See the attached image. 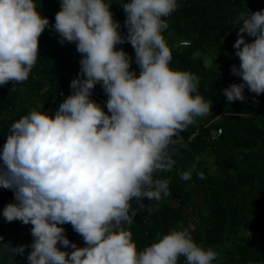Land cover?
Returning a JSON list of instances; mask_svg holds the SVG:
<instances>
[{
    "label": "clouds",
    "instance_id": "clouds-1",
    "mask_svg": "<svg viewBox=\"0 0 264 264\" xmlns=\"http://www.w3.org/2000/svg\"><path fill=\"white\" fill-rule=\"evenodd\" d=\"M112 2L61 0L53 25L37 0H0V85L29 78L46 27L83 53L73 91L54 113L33 108L11 124L0 149V186L15 199L3 215L33 225L29 264H213L218 251L197 243L190 226L173 227L144 248L133 238L132 200L143 205L170 193L169 178L159 173L177 162L171 146L196 117L211 113L212 100L200 93L198 74L171 64L164 30L179 0H123L126 33ZM237 20L240 64L232 72L243 79L223 89L229 102L245 99V87L264 92V9L241 11ZM124 41L134 46L139 74L132 55L117 47ZM98 82L107 111L92 95ZM67 222L83 246L70 240ZM26 247L11 250L23 254Z\"/></svg>",
    "mask_w": 264,
    "mask_h": 264
},
{
    "label": "trees",
    "instance_id": "trees-1",
    "mask_svg": "<svg viewBox=\"0 0 264 264\" xmlns=\"http://www.w3.org/2000/svg\"><path fill=\"white\" fill-rule=\"evenodd\" d=\"M116 1L118 3V0H113L112 3ZM180 1L184 5H180L166 17L168 28L164 30V35L168 42V32L171 29L179 32L185 28L190 44H169L173 53L171 64L175 68L190 70L199 75L200 93L212 100L211 113L196 117L180 133L182 141L171 146L177 162L173 169L159 173L170 180V193L158 201L160 207L147 210L145 202L139 207L132 204L138 209L135 221L130 226L133 238L138 248L149 245L157 239L158 224L171 225L180 221L185 207L197 209L199 192L208 211L205 226L201 230L199 226L196 227V234L193 233L196 242L203 245L205 239L202 232L213 234L220 229L231 242L225 250L231 255L233 264H249L250 260L264 261V241L257 234L254 224L255 218L261 216L264 209V92L257 94L245 87L255 98L260 99L263 106L249 99L227 100L223 89L243 79L241 75L232 72V65L240 64L234 44L235 32L239 33L238 23L242 21L237 20L239 13H216L234 5L250 6L252 0ZM37 2L41 5L42 13L49 17L50 24L54 25L61 0ZM110 7L115 18L120 21L121 31L126 33L124 8L114 4ZM243 35L248 40L253 39L246 31ZM203 45L220 50L219 69L207 71L203 60L195 56V52ZM117 47H123L132 55L131 67L139 74L141 69L135 61L132 43L124 41L117 44ZM39 49L37 62L27 80H9L0 85V149L16 119L33 108L43 110V106L54 113L64 96L73 91L71 80L80 74L82 56L76 42H61L60 33L54 26L46 27L41 33ZM92 95L107 111V106L102 101H107V93L101 82L95 85ZM213 127L222 128V134L214 142L207 139L209 130ZM205 151L215 155L217 163L229 158V174L212 172L203 157ZM256 155H259L258 160H255ZM188 170H191V176L183 177L182 172ZM244 186H248V189L243 190ZM14 199L13 189L0 186V234L4 235V240L0 243L6 246L3 251L0 250V264H29L27 255L32 250L33 225L23 223L20 219L8 221L3 215L4 206ZM64 227L70 240L75 241L78 246L86 243L71 222L65 223ZM245 230H249L250 235L244 236ZM19 244H27L28 247L23 254L14 255L11 249Z\"/></svg>",
    "mask_w": 264,
    "mask_h": 264
},
{
    "label": "rangeland",
    "instance_id": "rangeland-1",
    "mask_svg": "<svg viewBox=\"0 0 264 264\" xmlns=\"http://www.w3.org/2000/svg\"><path fill=\"white\" fill-rule=\"evenodd\" d=\"M113 4L117 5V7H120V8L122 7L119 0H118V3L116 1L115 3H112L111 6ZM182 32L183 33L180 34L179 36L177 34H174V35L171 34L170 37H168V41H169L168 43L173 44V46L179 45V41L182 39H185V35H186V32L183 29H182ZM80 54L81 56L83 55V53L81 52ZM199 54L202 55L200 51H197L195 55L197 56ZM207 58L209 57L204 58L205 61L207 60ZM262 155H263L262 157L264 158V154ZM203 157H205L207 164L209 165L210 170L212 172L216 174L228 175V173L231 171L230 167L228 166L229 158H225L224 162L222 163H217L216 156L211 154L209 151H205L203 153ZM258 157L259 155H256L255 160H258L257 159ZM247 189H248V186L243 187V190H247ZM197 200L199 202L197 209H191L190 207H185L183 210V217L180 221L173 222V224L171 225H166L165 223L158 224L157 227L159 228V234L157 235V238H159V236H161L162 234L167 233L171 228L178 227V226H190L194 234H196V230H197L196 227L199 226L201 230L205 226V223H204L205 216H206L208 209L205 206V204L202 202L201 195L199 192H197ZM144 202L146 203L147 210H150L151 208L156 210L160 207L159 202L155 200L149 201L148 198H145ZM132 204L136 205L135 207H139L141 205L135 198L132 200ZM261 214H262L261 216H258L255 218L254 224L257 228V232H258L257 234L260 235L262 240L264 241V209L262 210ZM202 233H203L202 236L205 239L203 246H212L218 251V256L214 259L213 264H233L231 261L232 260L231 255L228 254L225 250L226 247H228L231 242L229 241L227 236L224 235V232L218 229L217 232L213 234H209L206 232H202ZM243 234L244 236L250 235V231L245 230ZM5 248L6 246L0 243V250L3 251ZM180 259L181 261H183L186 258L181 256Z\"/></svg>",
    "mask_w": 264,
    "mask_h": 264
},
{
    "label": "crops",
    "instance_id": "crops-1",
    "mask_svg": "<svg viewBox=\"0 0 264 264\" xmlns=\"http://www.w3.org/2000/svg\"><path fill=\"white\" fill-rule=\"evenodd\" d=\"M179 3H180L181 6L184 5V3L182 1H180ZM251 3L252 4L250 6H247V5H244V4L234 5L232 7H227L223 11H216V13H219V12L239 13V12L245 11V10L250 12L251 10L255 11L257 9H264V0H252ZM183 30L186 32L185 28H183ZM182 33H183L182 30L177 32L175 29H171L168 32V36L170 37L171 34L172 35L177 34L179 36ZM238 35H239V33L235 32V39L236 40L238 39ZM251 37H253V36H251ZM185 39H188L186 37V35H185ZM253 39H255V37H253ZM197 51H200V53H202V55L199 54V55H197V56L195 55V56L196 57H200L203 60V63L205 65V67L207 68V71L210 72V71H213V70H216V69L220 68L221 63L219 61V58L221 56V52H220V50L218 48L213 47V46L203 45ZM196 52H195V54H196ZM205 57H209V58H207V60L205 61V59H204ZM206 62H208V63H206Z\"/></svg>",
    "mask_w": 264,
    "mask_h": 264
},
{
    "label": "built area",
    "instance_id": "built-area-1",
    "mask_svg": "<svg viewBox=\"0 0 264 264\" xmlns=\"http://www.w3.org/2000/svg\"><path fill=\"white\" fill-rule=\"evenodd\" d=\"M179 43H180V45L187 46L190 44V40L189 39H182L179 41ZM244 91H245V99L252 100L253 102L257 103L259 106H263L260 99L255 98L253 93L250 90L245 88ZM102 101L104 102L105 105H107L105 100H102ZM221 134H222V128L213 127L209 130V133L207 135V139L214 142V141L218 140V138L220 137ZM0 238H2V240H0V242L3 241L4 235L0 234Z\"/></svg>",
    "mask_w": 264,
    "mask_h": 264
}]
</instances>
